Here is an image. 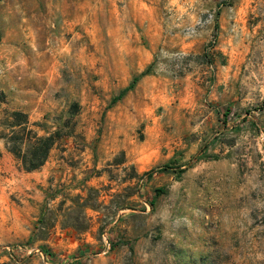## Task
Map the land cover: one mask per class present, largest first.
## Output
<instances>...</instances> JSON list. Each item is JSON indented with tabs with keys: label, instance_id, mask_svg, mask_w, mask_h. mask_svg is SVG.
Instances as JSON below:
<instances>
[{
	"label": "rangeland",
	"instance_id": "obj_1",
	"mask_svg": "<svg viewBox=\"0 0 264 264\" xmlns=\"http://www.w3.org/2000/svg\"><path fill=\"white\" fill-rule=\"evenodd\" d=\"M0 137V264H264V0H0Z\"/></svg>",
	"mask_w": 264,
	"mask_h": 264
},
{
	"label": "crops",
	"instance_id": "obj_2",
	"mask_svg": "<svg viewBox=\"0 0 264 264\" xmlns=\"http://www.w3.org/2000/svg\"><path fill=\"white\" fill-rule=\"evenodd\" d=\"M14 164V159L6 150L4 139L0 137V216L6 218V222L0 224L6 230L18 231L25 228L26 222L29 223L28 219H33L38 212L40 194L36 187L38 183L25 182L21 189L16 187L17 180L12 175L18 171ZM24 189L29 192L25 194ZM19 191L23 194L21 198ZM11 196L20 198V204L13 202ZM9 257H5V262H10Z\"/></svg>",
	"mask_w": 264,
	"mask_h": 264
},
{
	"label": "trees",
	"instance_id": "obj_3",
	"mask_svg": "<svg viewBox=\"0 0 264 264\" xmlns=\"http://www.w3.org/2000/svg\"><path fill=\"white\" fill-rule=\"evenodd\" d=\"M147 75V72H143L141 73V76ZM137 79L135 78L132 83L127 86L125 89H123L116 98L113 99V103L117 102L118 100H120L125 94L126 92L130 91L131 89H133L135 83H136ZM26 121L24 122V124L26 125ZM37 140V144L38 146L32 151V156L33 159L39 158L37 163H34L33 165H31L30 167H28L26 170H34L37 169L38 167H40L46 156L48 153L49 148L52 146L54 139L52 137H47V138H39L36 139ZM168 169V166L164 165L163 167L157 169V171H163ZM154 171H150L147 174H152ZM184 171H180V173H183ZM157 192L159 193L160 190H157Z\"/></svg>",
	"mask_w": 264,
	"mask_h": 264
},
{
	"label": "built area",
	"instance_id": "obj_4",
	"mask_svg": "<svg viewBox=\"0 0 264 264\" xmlns=\"http://www.w3.org/2000/svg\"><path fill=\"white\" fill-rule=\"evenodd\" d=\"M7 252L10 254V258H12V254L14 253L13 250L9 249V248H6ZM34 250H30L28 252V254H31V252H33ZM37 253H39L40 257L42 260H47V257L42 253V252H39V251H36Z\"/></svg>",
	"mask_w": 264,
	"mask_h": 264
}]
</instances>
